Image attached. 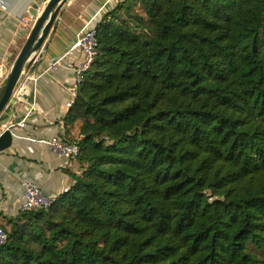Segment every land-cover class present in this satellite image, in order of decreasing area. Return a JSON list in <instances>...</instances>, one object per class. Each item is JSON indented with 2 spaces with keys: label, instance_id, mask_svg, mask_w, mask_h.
<instances>
[{
  "label": "trees",
  "instance_id": "trees-1",
  "mask_svg": "<svg viewBox=\"0 0 264 264\" xmlns=\"http://www.w3.org/2000/svg\"><path fill=\"white\" fill-rule=\"evenodd\" d=\"M64 123L79 175L0 227V264H264V0H118Z\"/></svg>",
  "mask_w": 264,
  "mask_h": 264
},
{
  "label": "crops",
  "instance_id": "crops-1",
  "mask_svg": "<svg viewBox=\"0 0 264 264\" xmlns=\"http://www.w3.org/2000/svg\"><path fill=\"white\" fill-rule=\"evenodd\" d=\"M47 1L0 0V85L30 33L34 6L40 14ZM117 1L69 0L14 92L0 119V134L6 129L12 133L11 145L0 152V224L21 212L23 181L36 182L45 194L57 198L73 184L71 174L81 173L76 160L60 157L46 146L28 142L25 137H58L70 141L81 138L80 122L72 126L64 123L76 96L71 93L76 85L75 74L66 65L81 63L80 51L76 49L69 54L57 71L45 73V70L69 51L89 19L94 18L93 24H97ZM23 17L30 19V25L21 23ZM21 122L25 123L23 128L19 127Z\"/></svg>",
  "mask_w": 264,
  "mask_h": 264
},
{
  "label": "built area",
  "instance_id": "built-area-1",
  "mask_svg": "<svg viewBox=\"0 0 264 264\" xmlns=\"http://www.w3.org/2000/svg\"><path fill=\"white\" fill-rule=\"evenodd\" d=\"M32 21V20H31ZM23 25H30V19L23 17L21 19ZM94 23V18L89 19L84 27L76 35V39L73 45L70 47L69 51L62 56L55 59L45 70V73L55 72L60 67H63L64 60L71 54L74 50L78 49L82 55V61L75 65H66L67 68L71 69L75 74L76 85L71 89V93L76 95L79 87L84 79L85 73L90 69L91 65L94 63L97 56V28ZM25 126L24 122L19 124L20 128ZM30 143L43 145L52 150L55 154L63 157L67 160H76L80 153V148L78 140L70 141L65 138L53 137L50 139H35L31 137H25ZM24 200L21 204V212H34L40 210H46L54 206L56 199L45 194L40 186L31 180H25L22 183ZM66 189L63 193L67 192ZM8 235L6 231L0 227V246H2L7 241Z\"/></svg>",
  "mask_w": 264,
  "mask_h": 264
},
{
  "label": "water",
  "instance_id": "water-1",
  "mask_svg": "<svg viewBox=\"0 0 264 264\" xmlns=\"http://www.w3.org/2000/svg\"><path fill=\"white\" fill-rule=\"evenodd\" d=\"M69 0H48L40 14L34 6L30 33L0 85V119L6 112L22 77L28 72L38 56L46 38L53 28L62 8ZM97 30V29H96ZM12 143V133L6 129L0 134V152Z\"/></svg>",
  "mask_w": 264,
  "mask_h": 264
},
{
  "label": "bare ground",
  "instance_id": "bare-ground-1",
  "mask_svg": "<svg viewBox=\"0 0 264 264\" xmlns=\"http://www.w3.org/2000/svg\"><path fill=\"white\" fill-rule=\"evenodd\" d=\"M21 87V86H20Z\"/></svg>",
  "mask_w": 264,
  "mask_h": 264
},
{
  "label": "rangeland",
  "instance_id": "rangeland-1",
  "mask_svg": "<svg viewBox=\"0 0 264 264\" xmlns=\"http://www.w3.org/2000/svg\"><path fill=\"white\" fill-rule=\"evenodd\" d=\"M3 224V223H2Z\"/></svg>",
  "mask_w": 264,
  "mask_h": 264
}]
</instances>
